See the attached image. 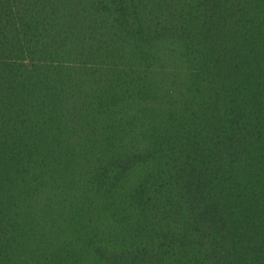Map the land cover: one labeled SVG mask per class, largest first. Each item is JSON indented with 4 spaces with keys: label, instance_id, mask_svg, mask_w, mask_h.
<instances>
[{
    "label": "trees",
    "instance_id": "obj_1",
    "mask_svg": "<svg viewBox=\"0 0 264 264\" xmlns=\"http://www.w3.org/2000/svg\"><path fill=\"white\" fill-rule=\"evenodd\" d=\"M0 264H264V0H0Z\"/></svg>",
    "mask_w": 264,
    "mask_h": 264
}]
</instances>
